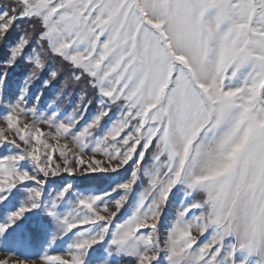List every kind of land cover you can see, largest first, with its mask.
<instances>
[{"label":"snow or ice","instance_id":"1","mask_svg":"<svg viewBox=\"0 0 264 264\" xmlns=\"http://www.w3.org/2000/svg\"><path fill=\"white\" fill-rule=\"evenodd\" d=\"M22 58L25 86L8 104V73ZM58 79L56 99L80 84L79 103L65 119L62 105L38 118L28 87ZM97 92V114L77 128ZM117 106L119 119L92 142ZM0 108V237L41 207L49 178L133 165L126 182L78 194L62 215L72 184L45 206L52 243L73 238L64 252L35 261L0 253V264H85L106 240L129 264H264V0H7ZM142 175L136 207L117 222ZM178 184L193 199L162 234ZM21 186L26 198L8 214Z\"/></svg>","mask_w":264,"mask_h":264},{"label":"rangeland","instance_id":"2","mask_svg":"<svg viewBox=\"0 0 264 264\" xmlns=\"http://www.w3.org/2000/svg\"><path fill=\"white\" fill-rule=\"evenodd\" d=\"M7 0H0V3H6ZM19 38V28L14 30V32L9 37L10 42L9 46H11L12 41ZM32 53L29 51V56H31ZM18 64H21V66H18ZM21 67V68H20ZM20 69V70H19ZM13 71L16 72L15 77L9 76ZM8 80L6 82V88H5V95L8 97L6 100V103L11 104L15 101V99L20 95V91L22 88H24L25 84L24 81L27 78V67L25 64V60L22 58L11 70H9L8 73ZM62 83L61 79H58L53 84H50L48 87H44L43 82L40 80H37L33 82L28 87V95L25 97L26 101V107L31 108L34 104L36 105V116L39 117H47L51 115L53 112H56L60 110L61 105L63 106L62 110L59 111L58 119H65L69 116V114L72 113L73 108L79 103V96L82 91V85L77 84L74 88H69L68 92H63L60 96V99L57 100V93L60 91V84ZM56 92L55 89L52 90L54 86H57ZM69 93H71L69 95ZM91 96V94H88ZM37 97H39V100L37 101ZM92 103L87 105V111L84 112V118L80 121V124L77 126V128H80L84 125H86L88 122H91V120L95 117L97 114V109L101 105L102 97L97 92L94 96H91ZM4 114V109L0 108V115ZM121 115V109L119 106L113 107L112 110L109 112V116L105 118L104 121H102L101 127L97 129L95 136L93 137L92 142H94L95 138L101 136L104 132H106L113 123H115ZM27 122H30L27 121ZM47 130L45 126V131ZM5 151L4 149H0V152ZM86 151H90V149H86ZM16 152L15 149L8 147L6 149V154H14ZM25 170L31 171V165H29L27 162L23 165ZM132 163L130 162L129 166H126L124 169H121L118 173L115 174H107L103 176L110 177L111 179V187L126 182L130 176H131V170H132ZM100 178V176H87V177H56V178H49L46 182L43 190V196L41 200V207L39 209L33 210L32 213H29L26 215L24 220L16 227L9 230L5 236L0 237V253L6 254V255H12L17 258L26 260V261H35L38 260L42 255H44L46 252L48 254H58L64 252L69 244L72 242V237L64 236L62 238L56 239L55 243H52L53 238L57 235V226L55 221L52 220L51 217L47 216V213L45 212V206L50 205L51 201L54 199L55 194L63 189V187L66 184H72V190L71 192L65 197V200L60 203V205L57 208L58 214H64L70 207L71 202L75 201L78 194L83 195H90V194H100L102 191L98 192L94 189H87L85 191L79 190L75 185H78V179L79 180H85L86 182H89L90 179L96 180ZM57 179H63V184L59 185L56 184L55 180ZM76 180L77 184L74 182ZM146 178L142 175L140 179H138L137 184L133 188V196L131 198L130 207L126 210V213L118 217L117 222H122L125 220L128 216H130L131 212L134 210L138 203L139 194L143 190V187L146 186ZM110 187V188H111ZM109 188V189H110ZM108 189V190H109ZM20 191L24 194L18 198H15L13 200L14 207L10 206L8 214L12 210H15V207L20 206V204L23 203V200L26 198V189L21 186ZM131 193V194H132ZM10 199H13L10 197ZM193 199L192 195H188L185 192L184 185L178 184L175 189H173L172 194L169 197L167 206L163 209V214L161 216V223H160V230L163 234L164 231L170 227L171 221L175 217L176 211L181 208V206H186L191 203ZM124 210V209H123ZM28 227V228H27ZM27 228V229H26ZM33 230V233L37 235L36 242L39 245L38 249L33 250L31 247L26 244V240H21V238H9L14 233H20L23 231H26L29 233V231ZM39 230V232H38ZM36 232V233H35ZM7 239V240H6ZM98 248V249H97ZM101 249H108V241L106 240L103 244L97 245L92 251L89 252L88 257L85 260V264H129V260H131L130 257H124L122 256V260H114L117 259V255L114 251H112L111 255H107L106 257H98L93 254L94 250H101ZM113 259V260H111ZM254 261V258H253ZM161 264H164L163 261H161Z\"/></svg>","mask_w":264,"mask_h":264},{"label":"trees","instance_id":"3","mask_svg":"<svg viewBox=\"0 0 264 264\" xmlns=\"http://www.w3.org/2000/svg\"><path fill=\"white\" fill-rule=\"evenodd\" d=\"M9 42H10V39H9ZM18 66H21V64H18ZM16 75H17L16 72L13 71L9 76L15 77ZM57 88H59L58 85L54 86L52 88V90L55 89V91H53V92H56ZM68 91H69L68 89H65L64 92H68ZM62 181H64V180L63 179H57V180H55L53 182H55L56 184L61 185V184H63ZM74 182L77 184L76 180ZM110 183H111L110 177L100 175V178H98L96 180L90 179L89 182H86L84 179L83 180H79L78 179V185H75V186L76 187L78 186L77 188L79 190H83V191H85V190H87L89 188V189H94L95 191L100 192V191L108 190L111 187ZM132 196H133V193L130 194L129 201L131 200ZM129 201H128V204L125 206L124 210L122 209V215L126 213L125 209H128L130 207V202ZM27 231H29V229ZM38 232H39V230H38ZM16 237L21 238V240L25 239L26 240V244L29 246V248L31 247L33 250L38 249L39 245L36 242L37 235L33 233V230L29 231V233L26 232V231H23V232H20V233H14V234H12V236H10L7 239L11 240L12 238H16ZM93 254L95 256H98V257H102V254H104L103 256L106 257L107 255H111L112 253L110 251L106 250V249H101L99 251L98 250H96V251L94 250ZM111 257H112V255H111ZM111 260H113V259H111ZM114 260H119L120 261V260H122V256L119 255V256H117V259H114Z\"/></svg>","mask_w":264,"mask_h":264}]
</instances>
